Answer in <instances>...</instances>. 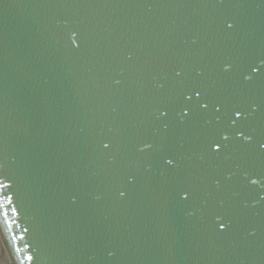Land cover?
I'll list each match as a JSON object with an SVG mask.
<instances>
[{"label": "water", "instance_id": "1", "mask_svg": "<svg viewBox=\"0 0 264 264\" xmlns=\"http://www.w3.org/2000/svg\"><path fill=\"white\" fill-rule=\"evenodd\" d=\"M262 140L264 0H0V262L264 264Z\"/></svg>", "mask_w": 264, "mask_h": 264}, {"label": "snow or ice", "instance_id": "2", "mask_svg": "<svg viewBox=\"0 0 264 264\" xmlns=\"http://www.w3.org/2000/svg\"><path fill=\"white\" fill-rule=\"evenodd\" d=\"M229 27H231V25H229ZM179 75V74H178ZM195 97H197L198 99L196 100L195 104H193V106L191 108H187V105L184 106V108L181 109L182 113L184 114V116H187L189 114V112H194V113H199L202 109H207L209 107V102L208 101H203L200 100L199 98L201 97V92L199 90L194 92ZM187 100L191 101L192 100V96H187ZM215 111L217 113H219V108H216L215 105H213ZM185 108H187V111H185ZM235 117H240L241 116V111L239 109H234L233 113H232ZM219 118V117H218ZM230 124H236L237 121L236 120H230L229 121ZM221 131H227V129H223ZM216 135H219L220 132L215 133ZM235 134L237 135L238 138L243 139L245 141H251L252 137L249 134H245V132L242 129H235ZM224 141H227L229 139L228 136H223L222 137ZM213 145H215V153L214 154H218L220 151H216V150H221L222 145L221 143L217 142L216 139H209L208 141V148L211 150ZM105 147H107V145H105ZM259 148L264 151V140L259 142ZM8 179V177H3L2 174H0V189H8L9 185L4 183V180ZM252 184H256L257 181L256 180H252L251 181ZM185 199L187 198V196L184 197ZM9 202H11V197H8ZM221 228L224 227L223 224L220 225ZM29 259H31V257H29Z\"/></svg>", "mask_w": 264, "mask_h": 264}, {"label": "bare ground", "instance_id": "3", "mask_svg": "<svg viewBox=\"0 0 264 264\" xmlns=\"http://www.w3.org/2000/svg\"><path fill=\"white\" fill-rule=\"evenodd\" d=\"M0 264H4V262H3V261H1V262H0Z\"/></svg>", "mask_w": 264, "mask_h": 264}]
</instances>
